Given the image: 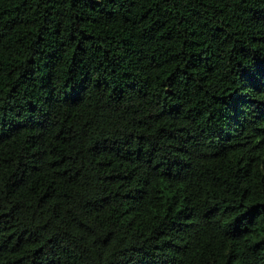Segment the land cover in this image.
Here are the masks:
<instances>
[{
  "label": "trees",
  "instance_id": "1",
  "mask_svg": "<svg viewBox=\"0 0 264 264\" xmlns=\"http://www.w3.org/2000/svg\"><path fill=\"white\" fill-rule=\"evenodd\" d=\"M0 264H264V0H0Z\"/></svg>",
  "mask_w": 264,
  "mask_h": 264
}]
</instances>
